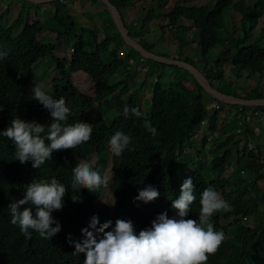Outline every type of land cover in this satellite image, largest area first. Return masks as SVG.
<instances>
[{"label": "trees", "instance_id": "1", "mask_svg": "<svg viewBox=\"0 0 264 264\" xmlns=\"http://www.w3.org/2000/svg\"><path fill=\"white\" fill-rule=\"evenodd\" d=\"M21 1H24L25 6L22 7L20 16L11 26L4 28L1 25L3 17H0V51L7 53L6 57L0 59V132L10 127L15 118L26 122L36 121L45 126L53 122L49 110L34 99V96L29 93V88L31 81L37 77L36 65L48 57L53 50L56 51L57 47H46L39 43L38 34L47 28L42 22L30 20L19 35L16 37L12 35L14 29L26 16L27 7L31 9L35 6L26 0ZM95 1L102 3L101 0ZM109 2L117 7L125 18L122 11L124 12L127 8L128 0H109ZM163 4H167V0L162 2V6ZM173 5L169 11L161 12L160 16L166 21V25L161 27L163 32L166 33L165 29L174 30L179 44L183 45L174 60L197 67L190 58H182V48L188 42L191 44L193 40H196L207 65L209 64L206 59L210 51L214 47H222L224 51L214 61L215 69H209L206 65L197 69L205 74L213 88L223 94L246 100L263 99L264 94L258 88L246 94L241 93L237 82L243 80L247 70L250 74H262L264 71V45L258 41L253 42L256 37L253 32L264 19V0H216L211 7L187 5L183 3V0H176ZM67 8L66 5L55 2L54 20L58 24V30L61 28L58 32V47L63 46L67 36L75 33L77 26L76 19ZM229 11L234 12L233 19L237 18L236 22L240 20L239 27L243 30L242 35L239 33V27L235 31L226 28V14ZM107 12L109 13L108 9ZM28 14L30 15L31 12L29 11ZM154 15L155 11L150 10L144 20L145 23L153 20ZM182 21L189 22V25L181 24ZM109 24L115 28L116 32L103 42H98V35L93 29L82 30V34L79 35L80 41L76 43L75 53L67 71L64 72V67L59 61L56 69L61 78H56L53 82L55 92L52 97L60 99L59 95L63 96L61 98L70 109L67 121L62 123L74 124L82 121L92 124L90 140L73 149L54 151L51 159L38 169H34L31 162L21 164L16 160L14 142L0 136V264H83L85 255L73 254L75 248L71 245L69 238L72 241L83 239L81 229L88 226L93 216H97L101 224L105 222L100 215L102 189L100 186L93 192H89L78 186L74 190L71 187L72 169L80 163V156L90 161V157L94 154L96 162L92 168L98 169L104 177L110 161L109 140L117 131L129 135L131 143L121 156L113 155V174L117 180L114 188L117 208L112 222L113 227L117 219L130 220L136 232L139 233L141 229L150 227L151 222L161 213L167 212L169 218L176 216L172 202L179 197L183 182L191 177L196 200L190 206L187 219L198 221L200 196L207 187L220 192L222 198L231 207L230 211H218L210 218L209 222L215 231L228 234L226 236L224 234L228 241H223L215 253L209 254L205 264H254V260L258 262L261 260L264 264V257L259 254L261 249H264V241L258 240V245L261 246L259 250L249 251L248 248L250 240L263 230L264 220H259L252 228L243 226L235 230L232 235L230 230L219 228L211 222V219L216 217L220 220L243 217L247 210L255 209L258 203L264 206V191L247 197L250 191L242 183V173L235 172L232 176H224L232 167V150L210 163L204 162L202 155L207 141L209 142L208 138L204 140L203 150L198 152L195 161L191 159L192 154L185 152L186 149L197 152V142L194 138L200 132L204 121L207 122V132L212 134L223 133L232 138L246 135V142L243 140V150H238L237 164L247 166L253 174L259 175L258 179L250 181V187L254 186L256 180L264 181V166L257 167L258 160L251 158L247 160L244 156V152L248 149L246 146L250 142L247 136L251 134L249 118L261 124L257 120L264 116V107L226 105L210 98L186 70L149 60L153 64L150 67V75L157 78L152 89L153 96L149 112L146 115L136 116L129 111V114L125 116L123 113L125 107L139 111L138 95L130 96L125 105L120 106L106 98V94L116 93L117 85L110 84L109 78L123 69L126 60L132 57L130 54H126L125 58L119 56V48L126 44L110 15ZM126 27L134 40L138 32L141 34L144 31L141 28L140 31L134 32L132 28L127 25ZM262 35L263 33L260 37ZM136 42L151 53L172 59L168 53L155 52L153 47L145 41ZM113 45L114 48H110ZM130 49L132 52H137L133 48ZM108 51L112 53L110 56L113 59L105 57L104 54ZM227 61L234 66V75L237 78V81L230 85L223 82ZM170 70L175 71V76L171 81L165 82L164 79ZM76 72H84L92 77L96 84L98 107L106 111L105 105H112L115 110L114 115L110 116L107 111L95 109L96 101L82 95L74 88L71 76ZM132 73L133 71L127 72V80L133 77ZM143 86L144 83L141 88ZM126 90L125 85L123 92ZM117 97L120 99V96ZM213 102L220 104L221 108H208V105ZM225 106L237 109L238 113L230 112L226 119L229 121L221 130L219 118ZM95 112L97 113L96 122L93 119ZM103 116L113 118L109 121V125L102 122ZM146 120L150 121L156 129L155 135L144 127ZM228 136L226 139L230 141ZM47 143L50 142L46 141ZM243 144L238 142L234 148ZM258 157L262 158L261 155ZM186 172L187 176L184 177ZM205 172L214 174L215 178L207 179ZM33 179L47 181L56 179L68 189L63 197V209L52 213L54 220L60 224V231L51 239L43 238L31 229L29 237L21 232L18 225L11 223L12 216L8 206L15 200L23 199L24 186L30 184ZM149 186L159 192V197L148 203L136 200L139 191ZM72 197L76 200L73 201ZM251 256L254 260H251Z\"/></svg>", "mask_w": 264, "mask_h": 264}, {"label": "clouds", "instance_id": "2", "mask_svg": "<svg viewBox=\"0 0 264 264\" xmlns=\"http://www.w3.org/2000/svg\"><path fill=\"white\" fill-rule=\"evenodd\" d=\"M7 9H10V6H8L6 10H3V13L0 11V16L3 17L1 25L5 18L9 16V13H11V10ZM30 20L31 17H27L26 24L24 25V17L13 32L19 27L21 28L22 25H24V27H22V29H24L25 26L30 23ZM52 31L54 30L52 29ZM20 32L18 30L17 33L15 32L14 36L16 37ZM39 34L38 41L44 45L42 41L39 40ZM81 34L73 36L77 39ZM78 42L79 41H77V43ZM69 50L71 52L69 53V58L64 59L54 58L53 54L55 52L57 54V51L53 50L50 54L56 60V65L53 66L52 64L54 69L53 75H50L46 69L44 73L40 74L39 78H37L39 76L37 74V77L30 83L29 93L34 81L41 82V84H36L31 89L32 96H34V99L43 105L45 109L49 110L53 122L49 126H45L36 121L26 122L19 118H15L12 120L10 127L0 132V136L9 138L14 142L16 160L21 164L31 162L34 169H38L47 160L51 159L54 151L73 149L89 141L91 138L93 131L92 124L82 121L74 124L62 123L67 121L70 109L66 106L65 100L61 98L63 96L59 95L60 99H54L52 97L54 96V89L53 94L48 95L42 84L43 81L41 78L46 73L49 74V80L53 79V82L54 79L61 78L56 69L59 61H61L60 64L64 67V72L67 71L75 53L74 48H70ZM72 51L74 52L72 53ZM6 56V52L0 51V59ZM139 56L141 57V55ZM48 57L42 59L44 62L41 60L39 64H41V62H49L46 61ZM147 61L148 59H146V66ZM147 75H150V68ZM71 79L72 85L79 93L91 98L92 95L89 96L87 89H93L95 94L94 97H97L96 84L89 74L76 72L71 76ZM46 82H48V80ZM126 84L127 81L125 82V85ZM116 85L118 88L119 83ZM209 97L213 98L211 96ZM212 104L210 108H221V105L217 102H213ZM129 111L136 116L140 115L137 109L130 110L128 107L123 109L124 115L127 116ZM110 120H113V118L102 117V122L105 124L109 125ZM203 125H207V122L204 121L202 127ZM144 127L153 135L156 134V129L151 125L150 121L146 120L144 122ZM45 133L46 135H43ZM200 134L201 130L197 133L194 140L197 141ZM255 134L257 138L260 136L257 131ZM46 141L50 143L46 144ZM130 143L131 137L121 131H117L112 135L109 140L110 161L108 162L106 171L110 168L112 169L110 172L113 174V155L117 157L121 156ZM106 171L103 177L98 169L93 170L90 164L81 162L72 169L73 183L71 187L75 190L79 186L82 189L93 192L101 186L102 192L103 190H109L114 193L117 180L114 174L113 178L110 177L106 180ZM24 188L23 199L15 200L8 206L12 216L11 223L18 225L21 232L29 237L31 235L29 230L31 229L38 232L41 237L51 239L60 231V224L54 220L52 213L53 211L63 209V197L68 189L56 179L50 181L33 179L32 182L25 185ZM158 197L159 192L154 187L149 186L139 191L136 200L148 203L154 201ZM72 199L73 201L76 200L75 197H72ZM195 200L196 196L194 195L193 181L192 178L189 177L183 182L179 197L172 202V207L177 213L176 216L169 218L167 212L161 213L151 222L150 227L141 229L139 233L136 232L130 220L125 221L117 219L113 227V221H106L101 224L99 218L93 216L88 226L81 229V236L83 239L72 241L71 238H69L71 245L75 248L73 254L83 253L85 255L83 264H205L208 260V255L215 253L223 241H228V238L225 239V236L228 234L222 231H215L212 224L209 222L210 218L218 211H230L231 207L229 203L222 198L220 192L212 187H207L200 196L198 221L196 219H187L186 217L189 215L190 206ZM22 207L23 210H21ZM254 210L255 209L252 211ZM248 212H250V210H247L243 217L238 216L237 218L229 219L221 217L223 220H220L218 217L212 218L211 222L219 226V228L230 230L232 235L235 230L243 226L246 228L250 226L251 228L253 227L248 224L249 220L245 217ZM247 220L248 222H246ZM53 224L56 226L53 227ZM258 235L260 236L256 234L255 238L250 240L251 242L248 246L249 251H256L261 248V246L258 245V240L264 241V239L261 238V232Z\"/></svg>", "mask_w": 264, "mask_h": 264}, {"label": "rangeland", "instance_id": "3", "mask_svg": "<svg viewBox=\"0 0 264 264\" xmlns=\"http://www.w3.org/2000/svg\"><path fill=\"white\" fill-rule=\"evenodd\" d=\"M14 0H0V11L2 10H6V8L8 6H10V10L11 13L10 15L7 17V22L5 23V21L2 23L3 27H7L8 25H11L12 21L17 18L20 15V11L22 9V6H19V4L24 5V1L22 2H18V3H13ZM18 1V0H17ZM85 1V2H84ZM82 1L81 5L78 4H73V2H71L69 4V8H67V10L69 11V13L71 15H73V13L75 14V19H76V25L77 27L81 28L82 26H84V24L82 22L84 21H91V26H97V25H102L105 26V22L106 19L109 20V16H108V12L107 9H105L106 7L103 6V3L101 2H95V1H90V0H84ZM166 1V0H165ZM192 1H195V3H197L196 5H206V6H214V4L216 3V0H183V3H187L188 5H190ZM84 2V3H83ZM137 4H136V3ZM162 2H164V0H156L155 3H152V0H128L127 3H129V5L127 6V10L131 11L130 14H126L122 11V13L124 14L125 17V22L128 25V27L132 28V30L134 32H138L141 30V28H143V33L139 34L140 32H138V34H136L135 36V41H145L147 42V44L151 47H153V50L157 53H168L170 56H172L173 58H177L178 54H179V49L181 46L178 39L176 37V34L174 33V30L171 29H165L164 31L166 33L163 32L162 28L163 26H165L166 24L162 22V20L164 19V17L159 16L158 18H156V13H158L159 9L161 7H163L161 9V11H169L174 5V0H167V4H163L162 6ZM139 6V7H143L145 6L146 11H144L143 9L141 10L142 14L147 17L148 15V10L153 9V11H155V15H154V19L149 21L148 23H145V18L143 19V22L141 21L140 17L142 18L143 16H139L137 17L138 21L136 20L135 22H137L136 25L133 26V24L130 26L129 22H128V18L129 16H135L137 14V12H133V6ZM19 6V7H18ZM39 6V5H37ZM77 7V8H75ZM37 7H33L34 10H36ZM43 15L45 14V9L44 6H40ZM30 11V9L27 7V14L25 16V21H24V25L26 24V19L27 17H31L32 21H36V22H42L44 23V20L42 18V15H37V14H28V12ZM1 13V12H0ZM234 16V12L229 11L226 14V28H228L231 31H235L237 30V27H239L240 24V20H238V22H236V19H233ZM1 17V16H0ZM54 23V21H52ZM132 22V21H131ZM24 25H22V27H24ZM88 26V23H86V28ZM22 27L18 28L15 32L17 33L18 30L19 32L21 31ZM48 27H55L53 24L49 25ZM264 19L260 22V24L258 25L257 29L254 30L253 34L255 37V39H253L254 41H258L260 43H262L264 45ZM53 29V28H52ZM52 29H50V31H52ZM61 29V28H60ZM84 29V28H83ZM81 28V30H83ZM88 29V28H87ZM56 29H54L55 31ZM104 30V29H103ZM103 30L98 29V27H96V32L97 34L100 35V37L104 34ZM238 30L240 31L239 33L242 35L243 34V30L241 27L238 28ZM53 31V32H54ZM263 31V32H262ZM15 32H13V36L15 35ZM106 32V31H105ZM78 33V32H76ZM76 33H73L72 36H67L66 37V42L63 43L62 48H66L67 46L70 48H73L74 46H76V39L73 35H78ZM263 33V35L260 37V35ZM56 34V33H55ZM253 35H251L252 37ZM252 40V39H251ZM193 40L191 41V44L186 43L185 46L182 48V52H183V56L182 58L188 57L191 60L194 61V63L197 65V67H204L205 65L210 69L213 68L215 69L214 66V61L217 60V58H219L220 54L222 53V51H224V49L222 47H214L209 55L207 56V61L208 64L205 62V60H203L202 56H201V52H200V48H198L197 44H194ZM252 42V41H251ZM54 47H57V56L59 57H64V51L63 49L58 47V42H56L55 44H53ZM132 47H129L128 45H124L121 46L119 49V53H120V57L121 58H125L126 54H130L132 59L139 64L140 63V56L139 53L137 52H132L131 49ZM134 49V48H133ZM135 50V49H134ZM90 53V51H88ZM110 51L105 52V57L108 59L112 56H110ZM113 59V57H112ZM44 62V60H42ZM46 61H52L53 66L56 65V60L50 55ZM41 62V64H38L36 66V70H37V74L39 75L37 78L40 77V74L44 73L46 71L47 68H42L44 66L45 63ZM153 64L148 60L147 61V66L148 68H150ZM196 67V68H197ZM225 76H223V82L225 84L230 85L232 82H236L237 78L234 75V66L231 64L230 61L226 62L225 65ZM126 69V70H125ZM123 70L125 71H133V77L129 78L127 81V90L123 92V84H120L118 86V93L116 92L115 94L113 92H110L108 94H106V98L115 101L117 104H119L120 106H124L125 102L128 100V98L130 97V95H134L137 94L138 95V105H139V112L140 114H144L146 115L149 112L150 109V104H151V99L153 96V85L154 83H156L157 78L152 77L150 75L147 74H143V73H137L135 71V67L131 66L128 64V59L126 60V64L124 66L123 69H121L118 73L123 72ZM217 70V69H216ZM127 74V72H125ZM51 75V74H50ZM117 73L109 78V82L112 85H116L117 84ZM205 75V74H204ZM55 76V75H54ZM175 74H171L168 73V75L165 77V82H169L174 78ZM49 74H45L44 76H42V81H43V85L45 88V91L48 95L53 94V88H52V83L53 80H49ZM126 78V77H124ZM48 80V82H46ZM63 82V81H62ZM144 83V86L141 88V85ZM36 84H41V82L38 81H34L31 89L36 85ZM238 88L240 90L241 93L246 94L248 92H250L251 90L258 88V90L264 94V71L262 74L260 73H253L250 74L249 71L247 70L245 72V77L243 78V80L237 82ZM236 86V85H235ZM30 89V94H32V91ZM122 91V92H121ZM87 92H89V96H91V98H93L92 100H95L96 104L95 107L99 110V111H105L103 108L98 107V98L94 97V91L93 89H87ZM131 95V96H132ZM117 96H120V99H118ZM104 105L106 104L105 102L103 103ZM212 103L210 105H208V108L212 107ZM105 109L106 111L110 114V116L114 115V107H112V105H105ZM105 111V112H106ZM230 110L226 109V115L230 114ZM103 113V112H102ZM112 118L109 116H106V118ZM222 120L220 121V128L221 130L224 127V124L226 125L224 116H221ZM94 122H96L97 119V113H94ZM249 120L251 121L250 128L252 131V133L258 131L259 133H261V137H254V139L250 140V142H248L247 146L248 149L246 152H244V156L251 159H255L258 160V163H256L257 167L258 166H264V125L259 124L253 120H251L249 118ZM223 121V122H222ZM229 125H231L229 123ZM233 125V124H232ZM201 130V134L200 137L197 138V145H196V149L197 152H192L189 151V149H186V153H190L191 155V159L195 161L198 152L202 151V144L204 142V140L206 138H209V142L207 141L204 150L206 152H203L202 158L204 159V162L210 163L212 162L215 158L218 157H222L225 152L232 150V156H231V163H232V167L229 168V170H227V172L224 174V176L228 177V176H232L235 172H239L242 173V183L244 184V187L250 191V193L247 195L248 196H254L259 194L260 192L264 191V181H260V180H256L255 184L253 187H250V181L254 180V179H258V174L256 173H252V171H250L247 166H239V164H237V156H238V150L242 151L243 150V146H244V142H246L245 138H241V135L238 137L233 138L230 142H226L223 140V133L222 134H212L210 132H206L207 131V125H203V127L200 129ZM233 130V129H232ZM245 130V129H244ZM232 132V131H230ZM250 137H252L250 135ZM244 140V142H243ZM219 142V143H217ZM238 142H241L243 145L238 146L237 148H234V145L237 144ZM224 144L221 148L220 145ZM259 155L262 156L261 159H259ZM91 160L89 161V159L84 158V156H80L79 157V162H86L88 164H90L91 167H93L96 159H95V155L93 154L91 157ZM89 161V162H88ZM192 167V166H189ZM110 170L112 169H108L106 171V177L105 179L107 180L108 178L112 177L113 178V174L112 172H110ZM205 175L207 177V179H213L215 178L214 174H209L205 172ZM187 176V172L184 174V177ZM116 202H117V196L115 193L110 192L109 190H103L102 192V196H101V212L100 215H102V217L104 218V221H113L115 212H116ZM247 217V219L249 220L250 225L254 226L256 222H258L259 220H264V206H262L261 203H258L255 206V210L252 211L250 210V212L247 213V215L245 216ZM248 220L246 222H248ZM261 238L264 239V228L263 230H261ZM260 236V235H257ZM260 255H262L264 257V249L262 248L261 251L259 252ZM251 260H254L253 256H251ZM254 264H262V261L259 260H254Z\"/></svg>", "mask_w": 264, "mask_h": 264}, {"label": "crops", "instance_id": "4", "mask_svg": "<svg viewBox=\"0 0 264 264\" xmlns=\"http://www.w3.org/2000/svg\"><path fill=\"white\" fill-rule=\"evenodd\" d=\"M82 1H84V0H59V1H56V2H60V3H62L63 5H66L68 8H69V4L71 3V2H73V4H78V5H81L82 3ZM91 2L92 1H95V0H90ZM201 1H203V0H201ZM18 2H22L21 0H14L13 1V3H18ZM85 2V1H84ZM83 2V3H84ZM95 2H97V1H95ZM156 2V0H152V3L151 4H153V3H155ZM176 2V0H174V2L173 3H175ZM22 3H24V2H22ZM136 3V2H135ZM191 4L190 5H196L197 3H195V1H192V2H190ZM137 4V3H136ZM185 4H187V3H185ZM18 5L19 6H22V7H24L25 6V4L24 5H21V4H19L18 3ZM35 6L34 7H37L36 8V10H34L33 9V7L30 9V12L34 15V14H37V15H42V18H43V20H44V24L46 25V29H44L40 34H39V40L40 41H42V43L44 44V45H46V46H51V45H53V44H55L56 42H57V39H58V24L55 22V20H54V15H55V2H48V3H43V4H39V6H37L36 4H34ZM127 5H129V3H127ZM188 5V4H187ZM18 6V7H19ZM40 6H44V11H45V14L43 15V13H42V10H41V8H40ZM104 7H106L105 5H103ZM75 8H77V7H75ZM133 12H137V14L135 15V16H129V18H128V22H129V24H130V26L133 24V26L134 25H136L137 24V22H135L136 20L138 21V19H137V17H139V16H143L142 18L140 17V19H141V21L143 22V19L146 17L145 16V13L146 12H144V15H141L142 14V12H141V10L143 9L144 11H146V8H145V6H143L142 8L141 7H139V6H136V5H134L133 7ZM105 9H107V8H105ZM128 8H126L125 9V11H124V13H126V14H130V12L131 11H129V10H127ZM161 9L162 8H160L159 9V11H158V13H156V18H158L159 16H160V13L161 12H163V11H161ZM7 10H10V9H7ZM12 10V9H11ZM153 10V9H152ZM3 11V10H2ZM1 11V12H2ZM150 10H148V12H149ZM165 12V11H164ZM167 12V11H166ZM3 13V12H2ZM9 15H10V13H9ZM108 16H109V13H108ZM73 17H75V14L73 13ZM109 18V17H108ZM159 19V18H158ZM5 23L7 22V17L5 18ZM52 21H54V23L52 22ZM124 21H125V18H124ZM132 21V22H131ZM162 22L163 23H165L166 24V21L163 19L162 20ZM83 24H84V26H82L81 28L83 29V28H86V23H88V26H87V28H90V29H93L94 31H96V27H98V29H100V30H103V35L100 37V35L99 34H97L98 35V42H103V41H106L107 39H108V37H112L114 34H115V32H116V30H115V28L112 26V25H110L109 24V20H107L106 19V22H105V26H103L102 25V23H101V25H97V26H91L90 24H91V21L89 20H87V21H84V22H82ZM126 23V22H125ZM48 24L49 25H54L55 27H48ZM181 24H184V25H189V22H184V21H182L181 22ZM127 25V24H126ZM128 26V25H127ZM53 28V30L54 29H56V31H50V29H52ZM81 28H79V27H77L76 26V30H75V33L76 32H78V33H76V34H81ZM106 31V32H105ZM56 33V34H55ZM97 33V32H96ZM76 41H80L79 40V37H77V39H76ZM194 44H196V41H194ZM73 48H75V46L73 47ZM110 48H114V45L112 46V47H110ZM61 49H63V51H64V54H65V56L64 57H59V56H57V54H56V52L53 54V57L54 58H57V59H64V58H69V53H71L70 52V50H69V47L67 46L66 48H62L61 47ZM120 49V48H119ZM163 53V52H162ZM172 59L174 60V59H176V58H173L172 57ZM232 64V63H231ZM42 68H47V70H48V72L50 73V74H52L53 75V66H52V61H49V62H46L45 64H44V66L42 67ZM125 72H128V71H125V70H123V72H121V73H117L118 75H117V83H119V85L120 84H123L124 86H125V82L126 81H128L127 80V74L125 73ZM171 72V74H175V71L174 70H170L168 73H170ZM124 77H126V78H124ZM53 80V79H52ZM127 85V84H126ZM123 86V87H124ZM117 93H118V89H117ZM226 109H229L230 111H231V113L233 114H235V113H238V110L237 109H234V108H232V107H229V106H225V109L223 110V113L220 115V120H219V128H220V121L222 120V118H221V116H224V119L226 120L227 118H228V115H225V113H226ZM229 121V119L228 120H226V122H228ZM252 125V124H251ZM258 132V131H257ZM260 134V136H258V137H261V133H259ZM250 135L252 136V138L250 137ZM250 135H247V136H249L248 138H249V140H251V139H254V137H253V135L256 137V134L253 132H251V134ZM223 136V140L224 141H226V142H230L233 138L231 137V136H228L229 137V139H230V141H228L227 139H226V137L227 136H225L224 134L222 135ZM238 137V136H237ZM235 138V137H234ZM241 138L243 139V138H246V135H241ZM251 138V139H250ZM224 144H221L220 145V147L219 148H221L222 146H223Z\"/></svg>", "mask_w": 264, "mask_h": 264}, {"label": "water", "instance_id": "5", "mask_svg": "<svg viewBox=\"0 0 264 264\" xmlns=\"http://www.w3.org/2000/svg\"><path fill=\"white\" fill-rule=\"evenodd\" d=\"M26 1L39 5V4L48 3L51 1H57V0H26ZM101 1L108 9L109 15L110 17L113 18L114 23L118 31L120 32L121 36L123 37L125 44L128 45L129 47L134 48L141 56L145 57L148 60H152V61H156L159 63L168 64L172 66H177L181 69L186 70L190 75H192V77L196 80V82L203 87L205 92L209 96L216 99L217 101L223 102L228 105H233V106L264 107V98L246 100V99H242V98H239L233 95L223 94L222 92L212 87L210 81L206 78V76L202 73L200 69H197L196 67L188 63H185L183 61L173 60V59L149 52L141 44H139L138 42L132 39L130 35V31L127 29L124 18L122 17V14L118 10V8L115 7L112 3H110L109 0H101Z\"/></svg>", "mask_w": 264, "mask_h": 264}, {"label": "built area", "instance_id": "6", "mask_svg": "<svg viewBox=\"0 0 264 264\" xmlns=\"http://www.w3.org/2000/svg\"><path fill=\"white\" fill-rule=\"evenodd\" d=\"M74 51H72L73 53ZM128 64L135 67L138 73L147 74L149 72V68L146 66V59L144 57H140V63L137 64L133 59H128ZM255 115H259V113H255ZM259 121L262 125H264V116L260 117Z\"/></svg>", "mask_w": 264, "mask_h": 264}]
</instances>
